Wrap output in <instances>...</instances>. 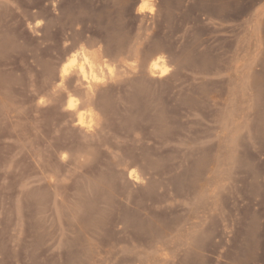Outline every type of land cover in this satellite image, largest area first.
I'll use <instances>...</instances> for the list:
<instances>
[{
	"label": "rangeland",
	"instance_id": "obj_1",
	"mask_svg": "<svg viewBox=\"0 0 264 264\" xmlns=\"http://www.w3.org/2000/svg\"><path fill=\"white\" fill-rule=\"evenodd\" d=\"M0 264H264V0H0Z\"/></svg>",
	"mask_w": 264,
	"mask_h": 264
},
{
	"label": "bare ground",
	"instance_id": "obj_2",
	"mask_svg": "<svg viewBox=\"0 0 264 264\" xmlns=\"http://www.w3.org/2000/svg\"><path fill=\"white\" fill-rule=\"evenodd\" d=\"M146 5L145 1H143L141 4H140V9L144 10V6ZM86 56V55H85ZM85 60L87 61V64H88V71H86L85 69V66L84 65H81L79 66V70H80V73H82L83 75V78L87 79V80H90V82L88 81V83H92V82H96L98 79H97V76L96 75V70L93 66V64L88 60L87 57H85ZM165 60L163 58H158L157 60H155L153 62V64L151 65V70L154 74H161V75H164L166 73V64H165ZM91 66V67H90ZM67 72L68 70L67 69H64L63 70V75H67ZM97 83V82H96Z\"/></svg>",
	"mask_w": 264,
	"mask_h": 264
},
{
	"label": "clouds",
	"instance_id": "obj_3",
	"mask_svg": "<svg viewBox=\"0 0 264 264\" xmlns=\"http://www.w3.org/2000/svg\"><path fill=\"white\" fill-rule=\"evenodd\" d=\"M91 67V66H90Z\"/></svg>",
	"mask_w": 264,
	"mask_h": 264
}]
</instances>
